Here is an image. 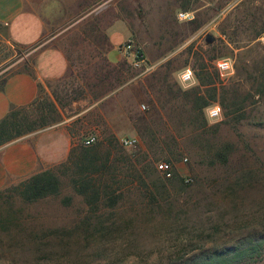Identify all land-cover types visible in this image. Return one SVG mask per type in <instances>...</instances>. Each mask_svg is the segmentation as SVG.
Segmentation results:
<instances>
[{
    "label": "rangeland",
    "instance_id": "rangeland-1",
    "mask_svg": "<svg viewBox=\"0 0 264 264\" xmlns=\"http://www.w3.org/2000/svg\"><path fill=\"white\" fill-rule=\"evenodd\" d=\"M33 2L54 3L50 44L65 50L71 66L19 111L20 129L66 122L73 146L102 145L116 159L122 151L148 155L153 168L171 163L183 185L166 181L162 192L149 178L137 179L116 206L103 200L93 211L65 168L54 170L57 195L30 201L14 189L21 182L10 184L0 190V264H193L237 247L243 256L232 264H264V98L248 99L240 116L222 110L218 120L207 111L219 102L195 110L196 97H208L197 78L203 64L212 86L234 87L241 100L254 88L264 70V32L251 41L252 25L264 26V0ZM179 12L194 19L181 22ZM117 20L130 31L121 48L132 42L144 63L122 60L111 49L109 28ZM20 52L26 54L0 35V85L10 73L31 68V56L21 61ZM222 60L232 66L224 75L216 67ZM186 69L195 75L190 84L180 79ZM90 136L97 142L85 146ZM123 137H136L139 145L125 149ZM151 173L150 179H164Z\"/></svg>",
    "mask_w": 264,
    "mask_h": 264
},
{
    "label": "crops",
    "instance_id": "crops-1",
    "mask_svg": "<svg viewBox=\"0 0 264 264\" xmlns=\"http://www.w3.org/2000/svg\"><path fill=\"white\" fill-rule=\"evenodd\" d=\"M52 6L54 3L40 5L33 0H0V35L13 49L26 52L21 61L31 56L29 70L10 73L0 86V123L11 111L33 105L70 71L65 50L50 44L54 23ZM122 30L127 32L126 36ZM129 37V28L123 21L117 20L109 28L111 49L120 50ZM73 142L66 122H62L1 145L0 190L67 162Z\"/></svg>",
    "mask_w": 264,
    "mask_h": 264
},
{
    "label": "trees",
    "instance_id": "trees-1",
    "mask_svg": "<svg viewBox=\"0 0 264 264\" xmlns=\"http://www.w3.org/2000/svg\"><path fill=\"white\" fill-rule=\"evenodd\" d=\"M247 20L248 18L245 17L238 22L242 24ZM252 26L254 29L251 41L254 42L261 37V34L264 32V26L259 27L257 24ZM20 55L22 56L23 54L21 53ZM200 69L201 71L197 74V78L200 84L206 87L208 92V97H196L195 110L200 113H203V110L213 103L219 102L226 117L234 116L235 114L239 115L246 108L248 99L253 101L255 97L264 98V70L262 75L256 79L251 92L247 94L245 99L241 100L238 90L234 87L212 86L214 84V77L209 71L208 64H203ZM22 109L24 110L25 108ZM22 109L11 111L7 118L0 123V146L34 131V126L27 131L20 129L19 111ZM112 139H108L107 146L113 145ZM100 146H73L67 162L33 175L21 182L14 189L21 191L22 195L30 201H36L50 195H57L60 190V179L54 170L58 167L65 168L67 171L73 172L71 182L76 193L84 197L91 210L97 211L99 203L103 200L107 201L106 204L109 207L116 206L121 194H124V188L133 184L137 179L149 178L155 190H161L162 192L164 190L167 191L166 181L173 182L174 180H178L183 185L182 178L176 173H174L172 179H166L165 177L164 179L162 177V179L157 180L150 179L152 175L151 168L154 171H157V168L155 166L153 168V163L150 161L148 155L130 156L122 151L120 152L122 156L116 159L113 157V152L110 149L103 151ZM57 173L60 174L58 170ZM122 174L124 175V181H120V175ZM241 256H243V251L237 247L231 252L220 255L209 257L202 255L193 264H232Z\"/></svg>",
    "mask_w": 264,
    "mask_h": 264
},
{
    "label": "built area",
    "instance_id": "built-area-1",
    "mask_svg": "<svg viewBox=\"0 0 264 264\" xmlns=\"http://www.w3.org/2000/svg\"><path fill=\"white\" fill-rule=\"evenodd\" d=\"M177 18L181 22H190L194 19L193 13L179 12ZM264 44V35L260 39ZM125 57L131 56L135 65H140L145 62L143 54L139 50H135L132 42L124 44L119 50ZM217 70L221 75L227 74L231 71L232 66L226 60L218 61L216 64ZM195 75L191 69H186L182 72L180 79L184 84H190L194 81ZM145 108V107H143ZM219 109V111H217ZM222 115L220 105L211 106L207 111V116L210 120H218ZM97 142L96 136H90L85 141V146H92ZM120 144L125 149H134L139 145V140L136 137H123L120 139ZM157 171L160 172L166 179H171L174 175L171 163L161 162L156 166ZM186 183L193 182L192 178L187 177Z\"/></svg>",
    "mask_w": 264,
    "mask_h": 264
},
{
    "label": "snow or ice",
    "instance_id": "snow-or-ice-1",
    "mask_svg": "<svg viewBox=\"0 0 264 264\" xmlns=\"http://www.w3.org/2000/svg\"><path fill=\"white\" fill-rule=\"evenodd\" d=\"M217 111H219V109H217Z\"/></svg>",
    "mask_w": 264,
    "mask_h": 264
}]
</instances>
